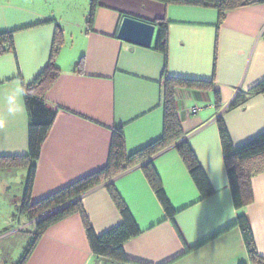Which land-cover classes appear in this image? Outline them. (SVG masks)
Segmentation results:
<instances>
[{
    "label": "crops",
    "instance_id": "crops-1",
    "mask_svg": "<svg viewBox=\"0 0 264 264\" xmlns=\"http://www.w3.org/2000/svg\"><path fill=\"white\" fill-rule=\"evenodd\" d=\"M88 12L89 0H0V34L13 32L14 44V52L0 55V160L28 155L22 85L47 66L58 27L63 36L55 59L59 73L45 94L56 116L35 163L32 202L101 169L116 128L128 154L160 139L164 72L211 82L207 91L175 90L183 139L206 179L207 195L202 196L173 145L151 159L171 216L140 165L114 177L111 182L139 234L122 245L126 261L111 263L252 264L236 224L218 121L233 147L264 131V94L250 93L264 81V3L229 10L220 24L215 8L159 0H98L90 29ZM125 17L154 25L149 47L118 38ZM158 22L167 26L166 57L154 49ZM237 96L246 99L233 105ZM17 168L23 169L22 199L28 167L0 172ZM250 186L252 200L243 213L264 258V173ZM80 202L96 235L122 222L106 184ZM26 264H103V259L92 253L82 218L74 213L45 230Z\"/></svg>",
    "mask_w": 264,
    "mask_h": 264
},
{
    "label": "trees",
    "instance_id": "trees-1",
    "mask_svg": "<svg viewBox=\"0 0 264 264\" xmlns=\"http://www.w3.org/2000/svg\"><path fill=\"white\" fill-rule=\"evenodd\" d=\"M167 4H186L212 7L218 10V23L220 24L227 11L254 3H264V0H159ZM98 0H89V12L86 27L90 29L93 24L94 14ZM158 35L154 49L167 56V26L165 22H158ZM63 45V36L58 27L54 34L50 58L44 70L30 84L23 86V98L28 117V155L23 158L0 160V168L28 167L25 180V188L20 204L16 208L14 216H24L28 221H35V233L33 240L27 247L18 264H26L30 254L45 230L51 225L66 217L79 213L86 236L95 257L115 262L126 261L122 253V245L139 234L133 219L131 218L122 198L118 194L111 180L117 175L140 165L142 172L156 195L160 205L168 216L173 214L170 205L164 195L161 182L153 168L151 159L153 156L169 146H175L189 174L195 183L202 189V196L207 195V182L200 166L186 143L184 133L180 125V119L176 109L175 90H211L212 83L206 81L189 80L169 77L164 72V82L161 91V103L163 108L162 136L157 141L144 148L128 154L122 130L116 128L112 132L106 164L63 188L32 202L31 190L34 181L35 163L41 152V147L46 139L50 127L56 116V111L49 107L45 101V94L56 80L59 70L55 66V59ZM14 52L13 32L0 34V55ZM81 66V61L76 67ZM252 92L264 94V81ZM246 99L245 96H237L233 105H238ZM216 95V103H218ZM220 141L223 151V161L226 168L228 184L231 190L234 207L237 211L236 224L240 228L244 244L248 253V259L252 264H264L262 258L254 246L253 235L247 218L243 213L244 207L252 200L251 179L264 173V131L248 140L244 144L233 147L225 125L218 121ZM106 184V189L114 205L116 206L122 222L107 232L96 235L82 208L80 197L99 185ZM54 210V211H53ZM53 211L45 217L43 214ZM41 217V218H40Z\"/></svg>",
    "mask_w": 264,
    "mask_h": 264
},
{
    "label": "rangeland",
    "instance_id": "rangeland-1",
    "mask_svg": "<svg viewBox=\"0 0 264 264\" xmlns=\"http://www.w3.org/2000/svg\"><path fill=\"white\" fill-rule=\"evenodd\" d=\"M22 173L23 169L19 168L12 173L0 172V264H18L35 233V221L22 219L18 215L16 219L13 217L21 200ZM4 216L6 221L2 220ZM103 264L112 263L103 260Z\"/></svg>",
    "mask_w": 264,
    "mask_h": 264
},
{
    "label": "water",
    "instance_id": "water-1",
    "mask_svg": "<svg viewBox=\"0 0 264 264\" xmlns=\"http://www.w3.org/2000/svg\"><path fill=\"white\" fill-rule=\"evenodd\" d=\"M153 32L154 25L130 17H125L122 20L117 36L124 41L149 47L151 45ZM53 211H49L41 217H45Z\"/></svg>",
    "mask_w": 264,
    "mask_h": 264
},
{
    "label": "built area",
    "instance_id": "built-area-1",
    "mask_svg": "<svg viewBox=\"0 0 264 264\" xmlns=\"http://www.w3.org/2000/svg\"><path fill=\"white\" fill-rule=\"evenodd\" d=\"M191 111H192V113H194V112L197 111V108L196 107H193V108H191Z\"/></svg>",
    "mask_w": 264,
    "mask_h": 264
}]
</instances>
